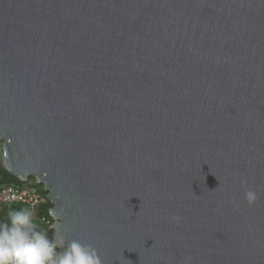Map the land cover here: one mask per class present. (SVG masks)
<instances>
[{
	"label": "water",
	"instance_id": "1",
	"mask_svg": "<svg viewBox=\"0 0 264 264\" xmlns=\"http://www.w3.org/2000/svg\"><path fill=\"white\" fill-rule=\"evenodd\" d=\"M0 145L102 264H264V0H0Z\"/></svg>",
	"mask_w": 264,
	"mask_h": 264
},
{
	"label": "clouds",
	"instance_id": "2",
	"mask_svg": "<svg viewBox=\"0 0 264 264\" xmlns=\"http://www.w3.org/2000/svg\"><path fill=\"white\" fill-rule=\"evenodd\" d=\"M245 199L251 206L258 196L253 189L246 188ZM170 219L177 225L182 221L179 215ZM52 227L56 233L49 238L36 224L31 210L9 211L7 221L0 223V264H102L98 250L91 243L68 240L59 234L55 221ZM192 261L189 255L184 264H192Z\"/></svg>",
	"mask_w": 264,
	"mask_h": 264
},
{
	"label": "built area",
	"instance_id": "3",
	"mask_svg": "<svg viewBox=\"0 0 264 264\" xmlns=\"http://www.w3.org/2000/svg\"><path fill=\"white\" fill-rule=\"evenodd\" d=\"M0 162L3 163L1 146H0ZM36 185L39 186L37 182ZM47 201H49L48 195L44 196V194L41 191H39L38 187L36 186H29L24 188L16 185L0 184V213L5 208H10L14 204H22V205H26L34 214L38 211L40 206L42 204H45ZM51 230L53 233L52 226H51Z\"/></svg>",
	"mask_w": 264,
	"mask_h": 264
},
{
	"label": "trees",
	"instance_id": "4",
	"mask_svg": "<svg viewBox=\"0 0 264 264\" xmlns=\"http://www.w3.org/2000/svg\"><path fill=\"white\" fill-rule=\"evenodd\" d=\"M34 179V178H33ZM32 179L29 180V182ZM0 184L1 185H16L20 187H29V186H36V181L34 179V185H25L23 182L20 181V179L12 176L5 168L4 164L0 162ZM44 196L48 195V192H45L44 190L41 191ZM21 208H27L29 209L26 205L22 204H14L10 208H5L1 213H0V223H4L7 221V214L9 211L13 209H21ZM53 208V205L50 203V201H47L45 204H42L38 211L33 214L34 220L38 227L41 229H44L45 232H47L49 238L53 236L51 226L53 225L54 220L51 217V209ZM30 210V209H29Z\"/></svg>",
	"mask_w": 264,
	"mask_h": 264
},
{
	"label": "rangeland",
	"instance_id": "5",
	"mask_svg": "<svg viewBox=\"0 0 264 264\" xmlns=\"http://www.w3.org/2000/svg\"><path fill=\"white\" fill-rule=\"evenodd\" d=\"M1 146V145H0ZM25 185H34V179L32 178V180L28 183H24ZM39 191L44 190L43 186H38ZM41 230L45 231L44 229L41 228Z\"/></svg>",
	"mask_w": 264,
	"mask_h": 264
}]
</instances>
